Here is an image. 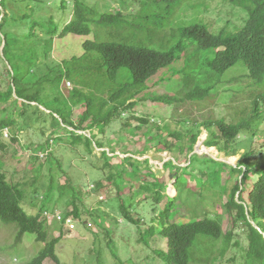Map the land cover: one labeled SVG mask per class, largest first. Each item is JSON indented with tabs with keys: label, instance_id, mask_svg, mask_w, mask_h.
Listing matches in <instances>:
<instances>
[{
	"label": "rangeland",
	"instance_id": "374dc122",
	"mask_svg": "<svg viewBox=\"0 0 264 264\" xmlns=\"http://www.w3.org/2000/svg\"><path fill=\"white\" fill-rule=\"evenodd\" d=\"M85 1L100 13L134 15L140 7L138 0ZM72 5V0H5L8 17L2 32L7 34L10 46L5 58L0 47V92L7 90L11 68L16 72L30 71L27 81L31 87L36 80L55 76L65 61L82 56V44L93 40L94 32L88 36L59 35L71 19ZM187 6L179 13L178 23L199 22L213 32L223 28L237 31L247 17L243 9L226 0H190ZM49 19L53 22L50 26ZM55 26L57 33L49 35ZM50 37L53 41L49 44ZM182 67L183 57L151 76L147 89L134 100L135 106L118 113L104 133L76 127L81 131H76L79 137L74 143L69 134L73 129L54 120L45 109H52L50 103L58 97L67 102L75 88L67 78L54 87L45 86L41 94L45 108L36 103L15 102L16 97L0 105V119L14 122L10 128L0 130V171L9 182L22 185V205L27 213L35 214L45 204L50 214L46 217L48 239L62 235L56 246L61 264H165L166 242L160 232L164 224L159 214L176 194L172 212L180 222L218 219L224 233L232 229V216L223 209L228 195L222 193V188L239 177L230 174L229 168H222L219 183L204 184L206 160L235 167L243 154L253 151L252 163L264 166V113L256 124L257 131H242L229 146L234 154L229 157L217 148L204 146L207 132L202 125L207 120L232 123L246 119L251 91L260 90L252 87L247 71L238 65L227 70L221 83L202 101L173 105L156 101L155 97L164 95L182 97ZM119 73L131 79L126 69ZM84 109L81 105L73 108V124H77ZM261 110L264 111V105ZM139 119L145 122L140 123ZM172 133H179L180 137ZM196 133H200L197 143L187 156V150L182 151L179 144L189 145L191 135ZM49 141L50 153L39 158ZM96 143L103 147L97 148ZM156 180L164 182V194L168 196L160 206L152 200ZM92 186L95 188L91 189ZM155 189L159 191L160 186ZM120 205L140 224L128 222ZM236 226L237 235L232 236L226 250L221 251L222 239L199 237L192 247L189 264H253L245 259V231L241 224ZM15 232V226L0 223V247L5 249L0 254V264H28L44 246L36 243L33 235L25 234L22 243L9 250ZM235 243L239 245L234 247ZM43 264L52 262L46 260Z\"/></svg>",
	"mask_w": 264,
	"mask_h": 264
},
{
	"label": "trees",
	"instance_id": "16d2710c",
	"mask_svg": "<svg viewBox=\"0 0 264 264\" xmlns=\"http://www.w3.org/2000/svg\"><path fill=\"white\" fill-rule=\"evenodd\" d=\"M226 1L243 9L247 15L244 25L237 31L223 28L219 32H213L205 24L195 21L179 24L177 17L188 7L190 0H138L140 7L134 15L100 13L85 0H72L71 19L61 28L59 35L88 36L94 32L95 38L82 44V56L65 61L63 68L56 71L55 76L49 78L47 75L36 80L31 87L27 81L30 71L16 72L11 68L7 90L0 92V105L16 97L15 102L43 106L41 94L45 86L48 84L54 87L67 78L75 87L67 97V102L58 97L51 101L52 109L43 107L54 120H60L73 129L69 134L74 137L71 142L74 143L79 137L76 131H81L76 127H81L82 131L95 128L104 133V128L113 118L118 117V113L135 106L134 100L147 89L146 82L151 76L182 57L183 67L179 73L184 82V94L180 99L168 95L158 96L154 98L156 101L166 105L180 101H202L221 83V77L227 70L241 65L247 71L246 77L251 81L252 87L260 90L251 91L252 101L247 107V118L232 123H227L224 119L207 120L202 125L207 132L205 147L217 148L227 157L234 156L229 151V146L242 131H257L256 124L264 113L261 110L264 105V0ZM7 17L5 0H0V47L2 46L4 58L10 46L7 34L2 32ZM52 23V19H49L48 25ZM57 31L55 26L51 28L49 35L56 34ZM52 41L53 38L50 37L47 43ZM201 52L205 53L201 55ZM121 69L129 71L130 80L127 74L126 77L119 73ZM78 105L85 109L79 115L77 124H73L72 110ZM139 121L145 122L144 119ZM13 124L9 118L0 119V130L10 128ZM199 134L191 135L189 145L184 146L183 142L179 144L182 151L187 150V156L193 152ZM172 136L179 138L180 134L172 133ZM95 145L99 149L103 147L101 143ZM49 148L47 143L41 152ZM253 155V151L243 154L235 167L212 159L206 160L208 170L204 175V184L218 182L222 168H229L230 174H237V178L239 177L233 184L222 188V193L228 195L223 209L232 216L233 230L224 233L218 219L202 218L180 222L179 217L172 212L176 206L177 194L174 201L167 204V208L159 214L160 222L164 224L160 232L166 242L163 257L165 264H189L192 247L199 237L213 241L222 239L221 251L223 248L228 249L232 236L237 235L238 224L243 227L248 243L245 248L246 263L264 264V166L253 164ZM168 163L170 161L164 167ZM157 185L160 186L159 191L155 189ZM21 186L19 183L9 182L0 171V223L13 225L16 229L13 245L9 250L22 243L25 234H31L36 243L44 246L28 264H43L46 260H50L52 264H61L56 246L62 235L48 239L46 217L50 214L45 204L35 214L27 213L22 205L24 190ZM167 199L164 182L154 181V204L160 206ZM119 209L128 222L140 224V220L132 217L123 205ZM74 216L78 217L75 205ZM238 245L235 243L233 246ZM4 251L0 247V254Z\"/></svg>",
	"mask_w": 264,
	"mask_h": 264
},
{
	"label": "clouds",
	"instance_id": "9594fccd",
	"mask_svg": "<svg viewBox=\"0 0 264 264\" xmlns=\"http://www.w3.org/2000/svg\"><path fill=\"white\" fill-rule=\"evenodd\" d=\"M69 84H70V83H69ZM78 132H79V131H78ZM51 142H52V141H49V147L51 146ZM49 153H50V148H49V149H46V150L43 151V152H40V153L38 154V157L41 158V157H40V154H44V156L42 157V158H44V157L47 156ZM93 188H95V187L92 186L91 189H93ZM99 199L102 200L103 198L100 197Z\"/></svg>",
	"mask_w": 264,
	"mask_h": 264
},
{
	"label": "built area",
	"instance_id": "2783aa9c",
	"mask_svg": "<svg viewBox=\"0 0 264 264\" xmlns=\"http://www.w3.org/2000/svg\"><path fill=\"white\" fill-rule=\"evenodd\" d=\"M67 85H70L69 83H67ZM44 156V154H40V157L42 158ZM69 220H67L68 222Z\"/></svg>",
	"mask_w": 264,
	"mask_h": 264
}]
</instances>
